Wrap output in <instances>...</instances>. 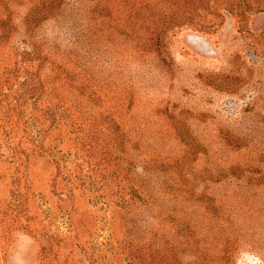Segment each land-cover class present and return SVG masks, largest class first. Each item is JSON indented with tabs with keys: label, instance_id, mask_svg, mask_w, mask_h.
Returning <instances> with one entry per match:
<instances>
[{
	"label": "rangeland",
	"instance_id": "obj_1",
	"mask_svg": "<svg viewBox=\"0 0 264 264\" xmlns=\"http://www.w3.org/2000/svg\"><path fill=\"white\" fill-rule=\"evenodd\" d=\"M0 264H264V0H0Z\"/></svg>",
	"mask_w": 264,
	"mask_h": 264
}]
</instances>
